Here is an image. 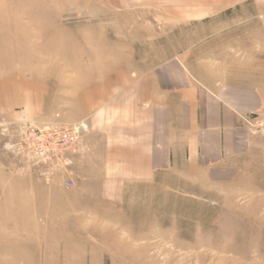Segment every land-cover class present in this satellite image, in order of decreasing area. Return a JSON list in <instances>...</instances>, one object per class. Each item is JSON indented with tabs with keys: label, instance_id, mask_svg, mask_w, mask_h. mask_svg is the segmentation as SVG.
Listing matches in <instances>:
<instances>
[{
	"label": "rangeland",
	"instance_id": "rangeland-1",
	"mask_svg": "<svg viewBox=\"0 0 264 264\" xmlns=\"http://www.w3.org/2000/svg\"><path fill=\"white\" fill-rule=\"evenodd\" d=\"M173 62L249 108L241 176L102 150ZM0 264H264V0H0Z\"/></svg>",
	"mask_w": 264,
	"mask_h": 264
},
{
	"label": "crops",
	"instance_id": "crops-1",
	"mask_svg": "<svg viewBox=\"0 0 264 264\" xmlns=\"http://www.w3.org/2000/svg\"><path fill=\"white\" fill-rule=\"evenodd\" d=\"M184 68L182 63H166L153 80L127 82L130 90L123 97L129 99L123 112L117 113L114 103L112 118L103 109L95 117L87 113L103 128L112 120L101 137L102 150L119 152L124 146L130 167L144 168L139 176L145 178L173 166L203 172L212 183L241 176L250 151L249 108L219 85L210 90L212 82L187 85ZM96 103L104 106L102 99Z\"/></svg>",
	"mask_w": 264,
	"mask_h": 264
},
{
	"label": "built area",
	"instance_id": "built-area-1",
	"mask_svg": "<svg viewBox=\"0 0 264 264\" xmlns=\"http://www.w3.org/2000/svg\"><path fill=\"white\" fill-rule=\"evenodd\" d=\"M86 126L85 125H81V126H79V128L82 130V129H84Z\"/></svg>",
	"mask_w": 264,
	"mask_h": 264
}]
</instances>
